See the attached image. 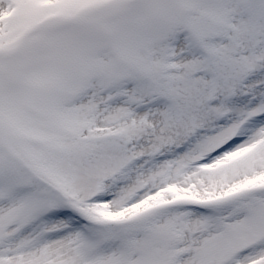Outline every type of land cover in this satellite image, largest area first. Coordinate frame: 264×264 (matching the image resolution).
I'll return each instance as SVG.
<instances>
[{
  "label": "snow or ice",
  "instance_id": "1",
  "mask_svg": "<svg viewBox=\"0 0 264 264\" xmlns=\"http://www.w3.org/2000/svg\"><path fill=\"white\" fill-rule=\"evenodd\" d=\"M0 264H264V0H0Z\"/></svg>",
  "mask_w": 264,
  "mask_h": 264
}]
</instances>
